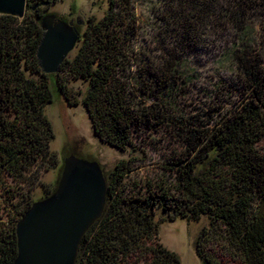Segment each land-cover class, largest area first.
Returning <instances> with one entry per match:
<instances>
[{"label": "trees", "instance_id": "obj_1", "mask_svg": "<svg viewBox=\"0 0 264 264\" xmlns=\"http://www.w3.org/2000/svg\"><path fill=\"white\" fill-rule=\"evenodd\" d=\"M59 1L27 0L22 20L0 15V264H14L17 224L58 187L41 181L44 169L61 164L45 115L53 86L68 106L84 105L105 145L126 152L143 130L171 129L181 146L165 168L172 181L130 187V162L115 166L106 209L82 240L76 264H180L158 240L159 210L189 222L208 218L196 242L202 264H223L220 255L264 264V60L255 54L248 16L264 15V0H157L154 41L141 45L134 0H109L102 19L86 23L76 55L58 74L45 75L37 59L41 22ZM228 31L236 41L225 55L240 86L224 89L221 101L217 93L208 114L184 122L170 103L186 84L183 62L223 50ZM79 80L87 84L84 95L72 86ZM231 96L238 105L223 114Z\"/></svg>", "mask_w": 264, "mask_h": 264}, {"label": "rangeland", "instance_id": "obj_2", "mask_svg": "<svg viewBox=\"0 0 264 264\" xmlns=\"http://www.w3.org/2000/svg\"><path fill=\"white\" fill-rule=\"evenodd\" d=\"M156 1L134 0L142 28L140 45L145 44L146 41H154L152 30L154 16L151 8L152 3ZM108 9L109 0H61L50 8L45 16L53 15L57 20L73 22L83 38L86 23L91 18L101 20ZM248 16H252L249 25L253 35L252 42L255 43L253 46L255 54L262 56L264 60V15H261V11H256ZM79 22H82V25H78ZM228 33L227 36H221L223 50L216 51L212 48L210 51H200L185 58L183 62L186 84L183 85V91L177 92L170 103L176 109L177 117L184 118V122L193 116L208 114L209 108L215 107L218 100L215 97L217 93L220 98L218 101H221V94L226 89L232 90L240 86L238 72L233 62L229 61L225 55L229 44L232 45L236 41L234 37L236 32L228 31ZM211 38L214 39V36ZM153 46L155 43H152ZM76 52L77 49L69 55V58L72 59ZM72 86L76 91H83V95L85 94L87 84L82 80L73 82ZM52 91L53 104L46 107L45 115L54 134L50 150L58 155L61 164L55 170L45 171L44 169L41 174L42 183L58 185L63 173L64 161L70 156L98 163L108 181L119 162H130L132 172L128 174L126 180L130 187L134 183L154 182L159 178L172 181L171 173L166 172L165 168H170L172 158L181 151V146L171 129H161L158 132L143 130L135 135L134 147L121 152L101 143L95 136L89 114L82 103L70 107L54 86ZM228 100L229 104L223 107L222 103L218 102L223 109V114L234 110L238 105L234 96ZM261 146L264 147V142ZM39 192L38 190L37 193ZM155 221L158 225L160 244L175 253L179 257L180 264H202L196 252V242L202 230L209 227L207 217L201 218L198 222H189L184 218L171 219L159 210ZM220 261L223 264H238L223 255H220Z\"/></svg>", "mask_w": 264, "mask_h": 264}, {"label": "water", "instance_id": "obj_3", "mask_svg": "<svg viewBox=\"0 0 264 264\" xmlns=\"http://www.w3.org/2000/svg\"><path fill=\"white\" fill-rule=\"evenodd\" d=\"M26 8L27 0H0L2 16L22 20ZM41 25L45 33L37 52L39 66L45 75H56L81 34L73 24L53 15L45 16ZM107 191L98 163L75 156L65 159L57 190L35 202L17 224L14 264H76L82 240L104 214Z\"/></svg>", "mask_w": 264, "mask_h": 264}, {"label": "flooded vegetation", "instance_id": "obj_4", "mask_svg": "<svg viewBox=\"0 0 264 264\" xmlns=\"http://www.w3.org/2000/svg\"><path fill=\"white\" fill-rule=\"evenodd\" d=\"M57 19V18H56ZM69 24H73V26H74V23L73 22H69Z\"/></svg>", "mask_w": 264, "mask_h": 264}]
</instances>
